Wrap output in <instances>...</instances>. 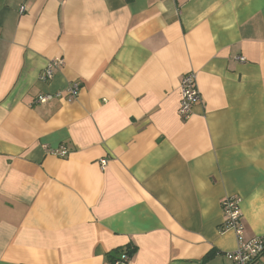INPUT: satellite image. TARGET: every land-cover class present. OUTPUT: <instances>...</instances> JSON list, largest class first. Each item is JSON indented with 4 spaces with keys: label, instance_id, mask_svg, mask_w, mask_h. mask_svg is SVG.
Listing matches in <instances>:
<instances>
[{
    "label": "crops",
    "instance_id": "1",
    "mask_svg": "<svg viewBox=\"0 0 264 264\" xmlns=\"http://www.w3.org/2000/svg\"><path fill=\"white\" fill-rule=\"evenodd\" d=\"M233 195L264 236V0H0V264H233Z\"/></svg>",
    "mask_w": 264,
    "mask_h": 264
},
{
    "label": "built area",
    "instance_id": "2",
    "mask_svg": "<svg viewBox=\"0 0 264 264\" xmlns=\"http://www.w3.org/2000/svg\"><path fill=\"white\" fill-rule=\"evenodd\" d=\"M20 14L25 12V8L21 7ZM244 59L241 58L240 61ZM61 58L50 60L42 70L39 81L48 83L54 76V71L62 66ZM80 84L78 82L70 83L63 92L47 93L38 95L34 103L46 104L53 99L63 100L65 103L73 102L79 94ZM179 106L178 115L182 119H187L195 105L202 102V97L197 88L196 75L193 72L184 74L179 81L178 86ZM54 154L60 158H66L68 151L65 148H59L54 151ZM106 166V160L100 161L101 169ZM241 199L238 196H226L220 202V207L223 214V222L220 226L221 231L231 230L236 236V249L229 255L233 264H264V236L247 237L245 227L242 223L240 211ZM130 257L126 252H122L119 259L112 264H127Z\"/></svg>",
    "mask_w": 264,
    "mask_h": 264
},
{
    "label": "trees",
    "instance_id": "3",
    "mask_svg": "<svg viewBox=\"0 0 264 264\" xmlns=\"http://www.w3.org/2000/svg\"><path fill=\"white\" fill-rule=\"evenodd\" d=\"M126 254L131 258V255L134 254L135 248L134 247H127L125 250ZM121 252L115 251L108 255V259L110 262H114L115 260L119 259Z\"/></svg>",
    "mask_w": 264,
    "mask_h": 264
}]
</instances>
